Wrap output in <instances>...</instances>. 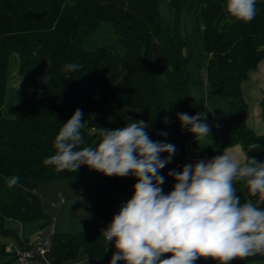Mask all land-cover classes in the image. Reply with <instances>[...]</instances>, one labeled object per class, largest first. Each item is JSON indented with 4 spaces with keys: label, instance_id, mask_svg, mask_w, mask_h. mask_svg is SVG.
Masks as SVG:
<instances>
[{
    "label": "trees",
    "instance_id": "1",
    "mask_svg": "<svg viewBox=\"0 0 264 264\" xmlns=\"http://www.w3.org/2000/svg\"><path fill=\"white\" fill-rule=\"evenodd\" d=\"M163 1L0 0V231L4 237L16 235L7 221L23 227L38 222L49 226L37 192L41 183L69 180L91 170L81 165L76 173L57 172L44 164L56 154L55 139L78 108L84 123L79 150L98 146L99 128H123L129 119L147 122L153 141L165 139L158 133L167 132L166 141L176 146V153L160 173L165 176L161 186L165 194L175 184L168 172L182 171L190 148L212 159L241 145L246 157L264 163V136L246 125L248 104L242 91L249 73L264 59V0H256V16L247 23L227 13V0H170L174 19L169 23L161 12ZM181 13L200 29L183 32ZM102 27L109 28L113 39L110 36L108 43L93 46L89 38ZM203 33L205 40L197 42ZM155 44L162 48L161 66L154 59ZM13 61L21 79L18 89L8 88ZM68 64L81 67L66 72ZM202 68L208 82L199 83L196 73ZM196 85L202 97L206 93L211 97L208 105L192 96ZM219 104L227 108L228 117L213 143H198L181 130L178 113H208V124L213 107L217 110ZM166 116L168 124L163 123ZM252 143L259 147L249 151ZM11 177H19V182L9 188ZM137 182L132 174L106 177L99 173L91 186L88 231L53 233L47 255L50 263L68 264L83 252L91 264H110L113 252L109 244L106 251L101 231L133 197ZM234 187L241 204L248 200L256 204L258 197L250 195L245 181L235 182ZM256 206L264 209V203ZM28 241L22 245L26 247ZM5 247L0 243V264L12 262L3 261ZM168 258L171 254L161 257ZM254 262H264V255L234 259L231 264ZM195 264L220 262L200 258Z\"/></svg>",
    "mask_w": 264,
    "mask_h": 264
},
{
    "label": "clouds",
    "instance_id": "2",
    "mask_svg": "<svg viewBox=\"0 0 264 264\" xmlns=\"http://www.w3.org/2000/svg\"><path fill=\"white\" fill-rule=\"evenodd\" d=\"M226 11L237 21L251 22L256 0H227ZM80 67L68 64L63 70L74 72ZM82 117L78 108L64 123L54 142L56 154L44 164L57 172L75 173L85 165L106 177L132 174L138 180L133 197L101 231L106 251L115 240L117 251L110 264H195L200 258L231 264L234 259L264 255V209L256 206L264 203V163L246 157L239 145L227 148L210 160L186 164L182 171L170 170L167 175L175 184L165 194L161 187L165 176L160 173L176 153V146L166 141L167 132L158 133L165 139L153 141L146 131L147 122L129 119L123 128H99L98 146L79 150L84 143ZM177 118L181 130H187L198 143L211 137L208 113H178ZM163 123H169L167 116ZM257 147L256 143L248 146L249 151ZM162 154L167 155L162 158ZM238 181H245L250 195L258 197L256 204L252 200L241 204L234 187ZM18 182L19 177H11L8 187ZM165 254L171 258L161 259Z\"/></svg>",
    "mask_w": 264,
    "mask_h": 264
},
{
    "label": "rangeland",
    "instance_id": "3",
    "mask_svg": "<svg viewBox=\"0 0 264 264\" xmlns=\"http://www.w3.org/2000/svg\"><path fill=\"white\" fill-rule=\"evenodd\" d=\"M169 1L170 0H164L162 2L161 12L165 17V20L169 23H172L174 19V9H172L173 7L170 6L171 3ZM181 14L182 15L180 17V20L182 23L183 32L192 34L194 29L197 27L199 28V26H197V23L194 20H192L191 18H187L183 13ZM111 34L113 33L109 31V28L102 27L98 31V33L90 37L89 40L91 41V44H93V46H96L98 44H106L109 42L108 40L110 39L109 37L111 36ZM205 37L206 35L204 33L201 34L197 42L204 41ZM111 38L113 39V36H111ZM202 69V71H198L196 73L197 82L199 83L208 82L205 68ZM20 84L21 79L18 75V64L16 63V61H13L10 68L8 88L18 89L20 87ZM196 88L198 89V85L191 88L192 96L204 105H208V101L211 97H208L207 93L202 97L200 91L198 93ZM214 100H216L215 97ZM221 104L218 105V107L216 108L217 110H215V108L212 106L214 109L213 119L211 117V121L208 123L210 127L211 137L204 138L200 140L199 143L211 144L216 139L220 127L228 117V113L226 112L227 108H225L224 105ZM199 159L210 160L208 158L201 157L197 150L190 148L188 150V164L194 165L195 162ZM98 179L99 173L94 170H90L81 176L69 180L44 182L38 186L37 192L41 197L44 213L49 221V230L53 231L54 234L82 233L88 231L91 224V186ZM59 200H64V204L60 205ZM42 224L43 222H38L30 224L27 227H23L19 223L7 221L6 226L13 227L16 231V235L4 237L3 233L0 231V243L4 244L7 247H5V249L2 248V250L5 252V254L8 255L3 258V261H12L8 264H22L20 263L19 257L17 256V251H30L35 247V245L37 246L41 243V241H39L34 245L37 240L36 233H44V231L47 230V228L42 226ZM28 237H31L30 245H32V247H25L24 245H22V242L25 241V239ZM114 244L115 243H109V247L112 249L113 253L116 251ZM38 259L41 260V264H51L48 260V257L47 260L37 257V260ZM68 264H91V260L83 252H80L78 257Z\"/></svg>",
    "mask_w": 264,
    "mask_h": 264
},
{
    "label": "crops",
    "instance_id": "4",
    "mask_svg": "<svg viewBox=\"0 0 264 264\" xmlns=\"http://www.w3.org/2000/svg\"><path fill=\"white\" fill-rule=\"evenodd\" d=\"M242 91L244 99L248 104V110L245 115L246 125L258 136H264V59L259 63L256 70L249 73V78L242 84ZM241 149L245 155L242 147ZM47 230H49V227H47ZM42 234L43 232L36 233L37 240L34 245L41 241ZM26 239H29L26 246L32 247L30 245L31 237ZM38 261L39 263L41 262L40 259ZM251 264H264V262H254Z\"/></svg>",
    "mask_w": 264,
    "mask_h": 264
},
{
    "label": "built area",
    "instance_id": "5",
    "mask_svg": "<svg viewBox=\"0 0 264 264\" xmlns=\"http://www.w3.org/2000/svg\"><path fill=\"white\" fill-rule=\"evenodd\" d=\"M64 200H59V204H64ZM53 232L51 230H46L42 234L41 243L35 246L30 251H17V256L19 257L20 263L22 264H40L37 257L47 260V255L51 247V237ZM115 243V240L109 242Z\"/></svg>",
    "mask_w": 264,
    "mask_h": 264
},
{
    "label": "water",
    "instance_id": "6",
    "mask_svg": "<svg viewBox=\"0 0 264 264\" xmlns=\"http://www.w3.org/2000/svg\"><path fill=\"white\" fill-rule=\"evenodd\" d=\"M161 54H162L161 46L159 44H155V46H154V59H155L156 62H158L159 66H161V64H162V62H161ZM0 117H1V114H0Z\"/></svg>",
    "mask_w": 264,
    "mask_h": 264
}]
</instances>
